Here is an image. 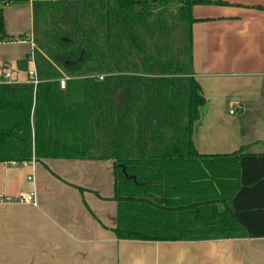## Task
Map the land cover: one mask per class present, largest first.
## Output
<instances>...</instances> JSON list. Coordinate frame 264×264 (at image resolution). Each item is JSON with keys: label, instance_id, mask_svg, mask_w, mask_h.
<instances>
[{"label": "trees", "instance_id": "trees-1", "mask_svg": "<svg viewBox=\"0 0 264 264\" xmlns=\"http://www.w3.org/2000/svg\"><path fill=\"white\" fill-rule=\"evenodd\" d=\"M212 2L32 1L39 82L0 84V163L112 160L120 240L263 238L264 153L206 155L193 142L206 103L192 10ZM11 39L0 7V43Z\"/></svg>", "mask_w": 264, "mask_h": 264}, {"label": "crops", "instance_id": "crops-1", "mask_svg": "<svg viewBox=\"0 0 264 264\" xmlns=\"http://www.w3.org/2000/svg\"><path fill=\"white\" fill-rule=\"evenodd\" d=\"M32 1L0 2L13 37L0 43V69L10 68L18 82L26 74L16 64L34 50ZM215 1L192 10L193 66L206 103L193 127L194 146L206 155L243 145L264 153V0ZM113 180L112 160L0 163V264H264V237L117 239ZM31 189L35 205L4 202Z\"/></svg>", "mask_w": 264, "mask_h": 264}, {"label": "built area", "instance_id": "built-area-1", "mask_svg": "<svg viewBox=\"0 0 264 264\" xmlns=\"http://www.w3.org/2000/svg\"><path fill=\"white\" fill-rule=\"evenodd\" d=\"M33 48H34V44H33ZM32 53H30V55H29L30 58L28 60V68L25 70L26 77H25L24 81L18 82L14 78L13 71L10 68H8L7 66H4V67H2V69H0V84H2V83L20 84L21 82H23V83L31 84L32 86H36L37 83L39 82V77H38L36 70H35L34 57H32ZM66 80H68L67 77H63V78L59 79V87L61 89H64ZM230 113H234V110H230ZM31 162L33 163L35 161L33 160ZM12 163H15V162H12ZM28 180L33 181V177L29 176ZM6 201H9V202L10 201L26 202V203H30L32 205L36 204L35 193H34L33 189H31L29 191H26V190L20 191L19 194L15 197V199L6 197V200H4V202H6Z\"/></svg>", "mask_w": 264, "mask_h": 264}, {"label": "rangeland", "instance_id": "rangeland-1", "mask_svg": "<svg viewBox=\"0 0 264 264\" xmlns=\"http://www.w3.org/2000/svg\"><path fill=\"white\" fill-rule=\"evenodd\" d=\"M262 132H263V134H264V128L262 129Z\"/></svg>", "mask_w": 264, "mask_h": 264}]
</instances>
